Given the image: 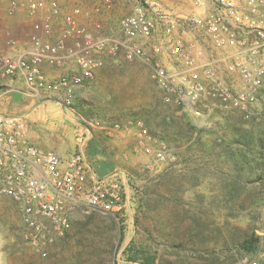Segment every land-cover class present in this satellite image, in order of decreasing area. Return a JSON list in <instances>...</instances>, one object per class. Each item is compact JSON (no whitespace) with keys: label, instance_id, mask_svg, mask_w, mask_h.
Listing matches in <instances>:
<instances>
[{"label":"rangeland","instance_id":"1","mask_svg":"<svg viewBox=\"0 0 264 264\" xmlns=\"http://www.w3.org/2000/svg\"><path fill=\"white\" fill-rule=\"evenodd\" d=\"M142 1L160 14L184 17L193 11L188 0ZM9 2L0 0L2 53L10 48V41L26 43L33 25L24 8L14 16L8 15ZM83 2L75 6L80 5L82 18L86 19L88 13ZM61 7L66 13L74 5L68 3ZM125 7L132 11L130 4ZM17 17L24 20L23 26H16ZM60 31L61 20L54 27V39ZM159 41L161 36L155 42L143 44L150 57L154 44ZM157 57L167 62L165 55ZM101 58L104 65L96 71L94 79L83 86L73 106L74 112H67V108L54 100L22 98L7 90L0 92L1 111L11 116L24 115L30 124L31 120L42 123L44 117L48 118L49 124L44 125L42 131L51 135L56 133L53 126H60L61 121L65 127L56 131L66 139L75 138L80 117L122 124L141 120L156 138L153 146H165L176 160L158 162L145 155L137 147L136 129L128 124L114 137L97 130L90 143L93 147L89 146L87 152L89 161L103 174L118 170L124 176V208L119 223L102 213L77 215L71 231L62 239L65 247L52 249L57 239L48 247V256L43 257L27 240L18 205L0 197V264H141L130 259H145L147 252L155 254L154 264H205L212 251L223 261L224 244L234 238L243 240L253 232L261 238L253 251H244L242 255L235 250L232 252L240 255L237 264H243L246 257L251 262L264 264V188L255 182L259 173L248 168L242 170L228 148L229 144H234L239 151L243 148L248 159L256 160L258 150H250L238 142L244 141V137L264 138V106L250 121L238 115L216 113L195 118L163 102V95L150 79L149 68L142 60L128 59L124 53ZM35 116H38L36 120ZM241 175L250 182L241 192V198L246 199L245 208L230 201L232 181ZM253 189L258 193L255 206L249 199ZM234 200L236 203L237 199ZM204 236L209 239L204 255L192 252V245L199 248L197 244ZM129 238L132 239L127 244ZM180 245L184 247L179 248Z\"/></svg>","mask_w":264,"mask_h":264},{"label":"built area","instance_id":"2","mask_svg":"<svg viewBox=\"0 0 264 264\" xmlns=\"http://www.w3.org/2000/svg\"><path fill=\"white\" fill-rule=\"evenodd\" d=\"M190 1L193 11L179 17L150 10L142 0H102L97 13L111 9L114 2L132 6L115 36L104 33L100 21L93 29L82 24L80 5L64 13L59 0H10L8 15L24 8L33 20V32L23 48L10 41V48H21L16 55L0 52V76L20 75L30 90L72 109L77 90L103 67L101 56L124 53L146 63L166 105L199 119L216 113L252 120L264 106V0ZM59 20L61 31L54 41ZM158 36L161 41L150 57L143 44ZM158 55H167L171 67ZM45 64H75L80 73L52 81L43 71ZM126 124L136 129L137 147L145 155L158 162L176 160L165 146H153L156 138L143 121ZM126 124L80 117L75 152L64 160L30 140L24 115L0 114V197L18 205L27 240L43 257L51 244L68 235L77 212L102 213L119 223L124 176L118 170L100 175L87 152L97 130L114 137ZM242 262L257 264L249 257Z\"/></svg>","mask_w":264,"mask_h":264},{"label":"crops","instance_id":"3","mask_svg":"<svg viewBox=\"0 0 264 264\" xmlns=\"http://www.w3.org/2000/svg\"><path fill=\"white\" fill-rule=\"evenodd\" d=\"M59 2L61 5L69 3V4L75 6V4L77 3V0H59ZM188 2L191 3L190 0H188ZM82 4H83L85 11H87V13H88L87 14L88 17L86 19L81 17V20H80L81 23L86 25L88 28L93 29V24L96 21H100L103 23L104 33L113 34V35L114 34L119 35L120 20L124 17L123 15H125L126 13L130 14L129 12L131 11L129 8H128V10H125L126 3H120V2H114L112 4L111 9H109V10L103 9L101 14L97 13V8L102 7V0H86ZM177 16H179V15H177ZM120 17H122V18H120ZM179 17H183V15L179 16ZM15 23H16L17 27H20V26L24 25V20L22 18L17 17V22H15ZM30 32L31 33L33 32V28L31 29ZM52 40L55 41L56 38L54 39V36H53ZM26 44H27V42L20 44V46L23 48L24 46H26ZM20 51H21V48H19V47L7 48L5 54H9V55L13 56V55H16ZM165 58L167 59V62H164V60H162V61L165 63V65H167L168 67H171L169 57L166 55ZM43 71L45 72L47 78L49 80H52V81L58 80L66 74H79L80 73V69L75 64H69L63 68H55V67H52L48 64H45L43 66ZM1 80L5 83H3V82L1 83ZM89 82L90 81H88V83ZM82 88H79L76 92V99H75L74 105L76 104V101L78 100L77 98L80 95ZM3 90H7L8 92L16 93L17 95H20L22 98L26 97V98H32L34 100H42L43 99L47 102H50L52 100L49 96H47L45 94L39 93V92L34 91V90H30L27 87L23 77H21L20 75L16 76V77H11V78H3L2 76H0V92ZM72 109H74V107H72ZM72 109H66V111L69 112V110H72ZM2 111L0 108V114L8 115V114L4 113V110H2ZM9 116H11V115H9ZM37 118H38V116H35L34 119L36 120ZM31 121H32V124H30V122H28V124H29V138L34 144H36L38 147H40L44 151L55 152L64 160L69 159L74 154V152H75V138L71 137L69 139L68 138L66 139L63 136H61L60 134H58V132L56 131L57 128L59 130H62V128L65 127L63 125L64 124L63 122L59 121L60 126H58V127L53 126L56 133H53L51 135V134L46 133L45 131H42V127H45L44 125L49 124L48 118L44 117V120H42V123H39L37 120H36V123L33 122V120H31ZM79 123H80V119H78L76 122V125H77L76 128H78ZM56 124H58V123H56ZM42 132H43V134H42ZM90 147L92 149L93 143L90 144ZM99 173H100V175L109 174V173L103 174L100 171H99ZM123 184H124V181H123ZM77 215L85 216L82 212H77V214L75 215V217L73 219V222H74V220H76ZM131 239L132 238L127 239L128 241L126 243L129 244ZM127 244H126V246H127ZM63 247H65V243L63 242L62 239H59L56 241V243L51 248L52 249L55 248V250H58L59 248H63ZM54 256L59 257V256H61V254H55ZM63 256H64V254H63Z\"/></svg>","mask_w":264,"mask_h":264},{"label":"trees","instance_id":"4","mask_svg":"<svg viewBox=\"0 0 264 264\" xmlns=\"http://www.w3.org/2000/svg\"><path fill=\"white\" fill-rule=\"evenodd\" d=\"M178 110V109H177ZM204 130H198L199 133L204 132ZM251 137V136H250ZM255 141V142H254ZM242 146L248 147L250 150H258L256 153L257 158L256 160L252 161L247 158L246 153L244 152L243 148L242 150H238V146H234V144H229V153L232 156V158L235 160V163L238 166H241L240 168L243 169H249L251 172H258L259 175L257 177V180H255L256 183H258V186L261 188H264V138H258L257 140H252L251 138L244 137V141L238 142ZM237 147V148H236ZM232 181V188L233 191H231V198L230 201H232L235 205L240 206L241 208L246 207V199L241 198V192L242 190L245 191L246 188L249 186L250 182L248 179H246L243 175L237 176ZM257 189H253L252 194H250L249 199L252 203V205L255 206L256 203V197L258 193L256 192ZM237 193V196L234 194ZM237 199V202L235 203V200ZM252 199V200H251ZM243 201V202H242ZM238 202H242L241 204H238ZM239 231H241L239 229ZM197 232V231H196ZM195 232V233H196ZM194 233V234H195ZM121 234H123V228H121ZM260 237L256 234V232H253L251 235H248L243 240H236L235 238L232 239L231 243L224 244L225 249L222 251L223 253H226L225 258L223 261L220 260V256L215 251H212L210 254L207 255V262L205 264H237L239 259V256H236L237 254L233 253L232 251H236V253H244L245 252H251L256 248V245L260 242ZM209 239L204 236L200 239V242L197 244L199 248L195 249L194 244L193 249L195 253H199L204 255L203 249L204 247L207 248V241ZM183 245V244H182ZM180 245L179 248L184 247ZM148 257L142 260H138L137 258L130 259L131 262H137L141 261V264H154L156 257L155 254H151L149 252L146 253Z\"/></svg>","mask_w":264,"mask_h":264}]
</instances>
